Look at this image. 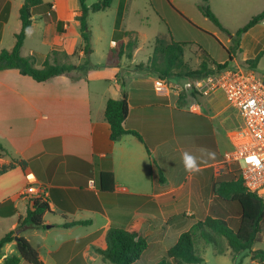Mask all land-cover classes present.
Masks as SVG:
<instances>
[{
    "label": "crops",
    "instance_id": "1",
    "mask_svg": "<svg viewBox=\"0 0 264 264\" xmlns=\"http://www.w3.org/2000/svg\"><path fill=\"white\" fill-rule=\"evenodd\" d=\"M98 1L87 0V5L91 8ZM43 2L51 5L53 15L34 11L33 24L24 41L21 55L22 50L29 45V56L44 62L55 55L59 61L61 53L70 56L82 48L80 57L84 61L86 55L79 21L80 1ZM133 2L113 0L109 8L100 11L115 13L111 40L106 46L102 43L101 47L91 48L92 52L87 56L96 71L102 65L115 70L113 79L117 86L108 85L107 89L94 94L88 76L73 78L64 74L47 82H37L16 69L0 71V143L6 150V153L0 154V169L13 166L0 175V205L11 201L18 219L26 216L20 213L19 206L25 207L26 214L32 207L30 199L23 195L30 176L36 186H43L48 193L51 210L44 218L46 226L59 227L72 234L76 228L86 225L69 228L62 225L85 221L80 218L85 212L104 219L95 233L66 242L58 252L68 246L67 249L78 256L91 243L103 244L104 238L106 242L107 231L112 227L133 230L146 238V251L159 249V238L165 243L173 242L174 245L184 232L203 221L214 208L217 216L224 217L227 223L229 219L237 218V229L240 225L239 217L226 216L229 209L225 203H214V192L213 199L208 203V178L214 180V186V177L226 174L225 165H235L225 162V154L233 149V135L243 127V121L240 125L234 120V111L238 114L239 111L229 103L221 90L209 95L185 91L186 95L180 98L188 82L180 78L168 81L171 90L167 95L155 91L153 81L156 78L150 76L151 72L147 68L153 53L147 62L136 64L137 53L141 49L139 39L146 33L124 28ZM198 2L200 4L203 0H149L169 32L172 29L174 33L175 27L181 22L188 26L179 12L194 25L215 36L226 49L232 51L234 47L231 62L235 67H244L245 61L262 54L257 67L249 69L264 76V21L247 31L237 46L235 38L240 28L233 29L231 33L227 28L222 26L221 29L216 25L218 30L229 35L225 41L218 30L204 29L190 16L186 5ZM24 3L25 0H0V53L2 50H12L16 44L17 34L22 28L20 10ZM207 3L214 14L218 16L220 11L230 21L247 16L251 20L258 15L259 9H264V0H208ZM120 11V30L133 32L137 36V47L131 60L110 53L118 48L114 32ZM136 13L139 14L138 11ZM92 37H95L93 33ZM124 41L126 43L128 38ZM211 48L208 54L213 56L215 50ZM43 49L51 51V56L37 54ZM98 50L101 51L99 59L93 60ZM226 62V58H223L219 63ZM41 64L38 62L37 67L41 68ZM124 67L128 70H124ZM104 79L105 82L112 81ZM120 79L126 84L129 101V115L124 126L137 131L144 142L134 135H125L116 142L110 139V125L106 121L105 110L109 99L122 98ZM185 153L194 157V167L186 165ZM108 158L112 161L115 176V190L111 193L101 192L98 186L99 173L107 166L105 160ZM218 165L223 167L217 169ZM235 166L240 175L238 166ZM159 170L164 174L163 182L159 180ZM90 180L95 181L94 189L89 187ZM48 215L62 217L63 222L54 224ZM184 216L197 217L198 220L192 219L193 222H190ZM17 225L18 222L14 223L12 230ZM96 233H100V236L92 238ZM218 242L223 246V251L219 253L227 251L234 254L227 241L223 244L220 238ZM15 244L16 240L4 246L5 255L13 251L12 246ZM226 245L229 249L224 248ZM167 246L163 251L167 252L172 247ZM102 247L97 250L106 248ZM253 251H259V248L254 247ZM245 256L250 258L248 264H264L253 259L252 255ZM0 261L3 263V260Z\"/></svg>",
    "mask_w": 264,
    "mask_h": 264
},
{
    "label": "trees",
    "instance_id": "2",
    "mask_svg": "<svg viewBox=\"0 0 264 264\" xmlns=\"http://www.w3.org/2000/svg\"><path fill=\"white\" fill-rule=\"evenodd\" d=\"M81 5V14L79 16L81 35L84 42L83 51L86 56L92 52L91 37L92 33L89 29L88 16L90 12H100L109 8L113 0H99L90 8L87 0H79ZM203 0L199 6L202 14L223 29L219 20L212 12L211 7ZM51 13V5L45 4L43 0H25L20 10V19L22 28L17 34V41L12 50H2L0 53V71L6 69H16L22 75L29 76L37 82H47L59 75H70L74 70L86 69V72L95 70V67L89 62L76 67L74 65L52 64L49 59L41 62L35 56L23 57L21 49L28 32L33 24V13ZM189 26L200 30L208 36L214 38L220 46L227 52L229 58H232V51L226 49L224 45L210 33L200 29L194 25L187 17L177 12ZM122 20V11L118 14L114 39L117 41V55L119 58L126 57L131 60L134 50L137 47V36L133 32H123L120 30ZM264 21V11L254 16L244 27L240 28L236 33L235 42L239 45L242 36L257 24ZM60 24H58L59 27ZM176 27L174 33L170 29L169 37L159 36L156 39L155 49L150 58L147 68L155 78L169 81L174 78L184 79L186 81H202L209 76L219 73L228 67L227 63L219 64L212 60L208 52L201 48L203 53V61L196 70L191 68L185 61V47L191 44L190 41L179 39L176 36ZM178 35V34H177ZM128 38L125 43L124 39ZM55 53V52H54ZM260 54L256 58L244 62L245 68H256L261 57ZM41 64V68L37 65ZM211 66H215L211 69ZM140 67V66H139ZM122 89L121 99H109L105 110L106 121L110 125V139L112 142L120 140L125 135H134L144 142L142 136L134 130L127 129L124 126L129 115V101L126 92V84L120 79ZM186 95L185 90L181 92L180 98ZM5 152L3 145L0 143V154ZM150 154V149L148 148ZM107 166H104L98 176V186L101 192L111 193L115 190V176L113 165L110 158L106 159ZM23 167V164L20 163ZM13 166L3 167L0 169V175L6 173ZM237 173V171H235ZM219 176L213 186L215 194L214 203L222 201L227 205L229 213L226 216H237L240 218L239 228L234 231L231 229L222 216H217L215 208L210 211L208 217L203 221L195 224L188 232H184L176 244H174L167 252L166 258L158 264H202L204 259L196 254L194 238L197 231L201 237L209 244L215 245L223 251V246L219 244L218 239L224 238L228 242L234 254H249L253 259L264 263V250L253 251L256 243L263 241L264 227V195L250 191L241 175ZM159 180H165L164 174L159 170ZM49 199H36L32 201V207L27 211L26 216H20L16 229L7 233L0 240V260L3 264H21L25 261L29 264H45L41 254L30 244V242L21 236V233L28 229H45L44 218L50 212ZM15 214L16 210L12 207V202L7 201L0 205V215ZM91 221H75L65 223L62 226L69 228L77 225H88ZM17 241L19 255H5L3 248L6 244ZM148 248L146 238L140 236L136 231L126 230L122 228H110L106 234V248L99 249L105 261L113 264H136L142 258L143 253Z\"/></svg>",
    "mask_w": 264,
    "mask_h": 264
},
{
    "label": "rangeland",
    "instance_id": "3",
    "mask_svg": "<svg viewBox=\"0 0 264 264\" xmlns=\"http://www.w3.org/2000/svg\"><path fill=\"white\" fill-rule=\"evenodd\" d=\"M94 1V0H93ZM97 1V0H96ZM203 3V2H202ZM202 3H191L186 5V8L189 9L188 12L191 17H193L196 22H198L202 28L209 29V30H218V27L215 23H213L211 20L206 18L202 12L200 11L198 5L200 6ZM217 7V6H216ZM213 10V9H212ZM136 11L139 12V14L136 13ZM264 9H259L257 12L261 13ZM214 12V11H213ZM215 13V12H214ZM258 13V14H259ZM115 13L114 12H91L88 16V24L89 29L91 33L95 36L91 38V48L93 47H101L102 43L104 46L109 44L111 40V32L114 29V20H115ZM216 15V14H215ZM217 16V15H216ZM217 18L219 19L220 23L223 27L227 28L231 33L233 32V29L235 28H241L244 25H246L250 17H243L241 19H236L234 21L228 20L224 15L222 16L220 11L218 13ZM185 22V21H184ZM188 24L187 22H185ZM240 26V27H239ZM124 28H127L131 31H142L145 32L146 35L140 37L139 39V46L140 50L137 53L136 57V64H141L143 62H147L150 56L153 53L154 50V44H155V38L159 35L169 37V31L166 26V24L158 17L156 12L153 10L151 5L149 4V0H134L132 9L128 12V16L125 22ZM176 36L179 39H184L187 41H190L191 44L185 47V61L191 68L194 70L198 69L203 61V53L201 51V48H204L208 51L212 50L211 47H214V55L210 56L212 60L219 63L220 59L226 58V63L228 65L229 69H236L234 64L231 62V59H229V56L227 52L220 46L218 42H215L214 38L208 36V34L194 29L193 27L185 26L181 22L179 26L176 27ZM220 36L225 41L228 38V34L226 32L220 31ZM178 34V35H177ZM29 43V42H28ZM29 45L26 46L22 50L23 56H29ZM82 48H78L73 55H66V53H61L59 56V61L55 59V55L51 56V53L49 54L48 49H43L41 53H37L39 55H45L49 54L48 56H51L49 61L53 64H60V65H75L76 67H80L86 62H89L91 65L89 58L86 56L84 58L85 60L81 59L80 57V50ZM98 49V48H97ZM232 51L235 52V48H232ZM211 52V51H210ZM216 52V53H215ZM101 51L98 50L93 60H98L99 55ZM115 57H118L117 55V49L110 51ZM54 54V52H52ZM216 54V55H215ZM47 56V55H46ZM44 57V56H43ZM104 62V61H102ZM81 63V64H80ZM221 64V63H219ZM142 66L140 65V68ZM139 68V67H138ZM215 66H211V69H214ZM262 68H264V59L262 60ZM124 70H128L126 67H124ZM115 70L112 68L101 66L97 71L91 70L89 72H86V69L81 70L77 69L74 70L70 75L73 78H80V77H90L91 81V91L95 94L100 91H103L107 89L108 85H114L117 86L114 82V73ZM126 72V71H124ZM124 72H121V74L125 75ZM122 75V77H123ZM150 76L153 77L151 74ZM104 78L111 79L112 81L105 82ZM121 78V77H120ZM154 82V81H153ZM109 83V84H108ZM109 91V90H107ZM235 117L234 120L236 124H242V119L239 116L237 111H234ZM208 156H210L208 154ZM159 159V157H157ZM221 165L217 166V169H220ZM226 166V174L225 175H231L233 172L237 171V167L235 165H225ZM240 166H244V162L240 163ZM223 167V166H221ZM213 175L215 174V170H213ZM219 174V172H217ZM237 176L239 175V172L235 173ZM223 175V176H225ZM217 177H214V179H217ZM213 182L214 180L208 178V203L211 199H213ZM181 205V203H180ZM183 207V205H181ZM20 213L22 215H26V210L23 205L19 206ZM15 214H5L0 215V240L10 231H12L13 224L18 222V216ZM54 224L62 223L63 218L62 217H54L52 215L47 216ZM185 217V216H184ZM80 218L85 221H92L93 224L81 226L79 228H76L75 232L72 234H68L65 230H61L59 227L51 228L49 230H34V229H28L25 230L22 234L24 238H29L30 244L41 254V256L44 259L45 264H113L109 261H105L102 257V255L99 253L97 248L102 246H106L105 238L103 240V244H95L91 243L88 247V249L76 256L73 255V252L68 250L69 248L67 246L64 247V250L59 251L60 247L64 246L66 242L71 241L72 239L87 235L89 233H95V231L101 226V224L104 222V219L102 216L94 217L91 212H85L83 215H80ZM186 220L197 221V217L189 218L185 217ZM193 222V221H192ZM229 227L233 229L234 231L237 230V224L238 219H229ZM262 235L264 237V227ZM100 236V233H96L92 236V238H97ZM160 242V248H154L152 250H148L144 252V256H142L141 260L137 262L136 264H158L162 260L166 258V251H163L164 248H167L169 245L172 246L173 242H166L163 241V239H158ZM223 244H226V239L222 238ZM195 242V249L196 254L204 259V262L202 264H248L250 263V258L248 256H245L246 254H232L231 252H224L219 253L220 249L217 248L213 244H209L204 239L201 238L200 232L197 231L196 236L194 238ZM255 248H259V250H264V238L263 241L256 243L254 245ZM254 247L252 250H254ZM225 249H229L228 245L224 246ZM13 251H9V256L12 255H19L18 253V246L17 244L12 246ZM5 251V250H4ZM3 251V252H4ZM0 264L1 263L0 261ZM21 264H29L25 261H22Z\"/></svg>",
    "mask_w": 264,
    "mask_h": 264
},
{
    "label": "built area",
    "instance_id": "4",
    "mask_svg": "<svg viewBox=\"0 0 264 264\" xmlns=\"http://www.w3.org/2000/svg\"><path fill=\"white\" fill-rule=\"evenodd\" d=\"M154 86L160 95H167L171 90L168 81L159 78L155 79ZM184 90L205 95L221 90L229 103L239 111L243 127L233 135L234 147L225 154V162L238 166L250 191L264 195V76L245 67H227L202 81L186 82ZM241 162H244V166H240ZM28 178L29 185L23 190V195L31 202L47 198L46 189L36 186L32 177ZM94 186L95 181L90 180L89 187L94 189Z\"/></svg>",
    "mask_w": 264,
    "mask_h": 264
},
{
    "label": "clouds",
    "instance_id": "5",
    "mask_svg": "<svg viewBox=\"0 0 264 264\" xmlns=\"http://www.w3.org/2000/svg\"><path fill=\"white\" fill-rule=\"evenodd\" d=\"M184 161L188 167H194L195 166V159L188 153L184 154Z\"/></svg>",
    "mask_w": 264,
    "mask_h": 264
},
{
    "label": "water",
    "instance_id": "6",
    "mask_svg": "<svg viewBox=\"0 0 264 264\" xmlns=\"http://www.w3.org/2000/svg\"><path fill=\"white\" fill-rule=\"evenodd\" d=\"M46 228H47V229H50V228H51V226H50V225H47V226H46Z\"/></svg>",
    "mask_w": 264,
    "mask_h": 264
}]
</instances>
